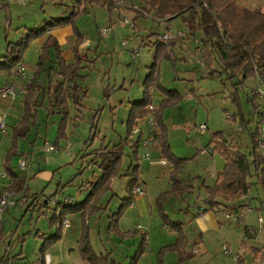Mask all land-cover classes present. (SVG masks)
<instances>
[{
  "label": "rangeland",
  "instance_id": "374dc122",
  "mask_svg": "<svg viewBox=\"0 0 264 264\" xmlns=\"http://www.w3.org/2000/svg\"><path fill=\"white\" fill-rule=\"evenodd\" d=\"M239 1L251 9L264 10V3L261 0ZM74 2L75 0H64L63 2L43 0L45 6L41 7L40 0H32L23 7L13 5L11 7L13 13L9 8L0 13V59L1 55L6 54L9 42L17 41L32 30L42 29L53 20L70 16L75 10ZM26 8L36 12L35 16L29 13L31 18L26 22L28 27L22 24L29 18L18 17L19 15H29L25 12ZM117 8L120 9V7ZM93 9L90 16H81L77 21V26L82 33L86 34L87 38L81 47L86 61L80 76L74 77L67 84L72 102L69 109L72 117H76L68 122L67 139L57 141L62 114L55 115L53 118L55 122L50 124V129L46 128V122L44 124L41 120L32 127L28 137L21 140L23 141L22 149L29 153L22 154L13 161L15 172L19 175L29 176L30 179L28 178L27 182L30 181L28 188L31 197H22L23 193L20 194L16 206L10 209V215L4 221L5 235L1 239L2 244H0V260L4 258V263L0 264L37 263L40 246L50 234V220L54 215L56 205L52 202L53 198L57 196V199L61 201L57 204L59 210L60 206L62 208L63 203H66L64 201L66 196H74L75 203L84 201L93 187L91 183L96 182V179L103 174L99 150L106 145L113 146L126 137L127 118L131 104L142 99L144 81L151 72L152 65L156 62V49L159 44L156 41L141 46V57L137 60H133L129 54L131 49L141 44L142 38L148 30L156 29L157 22L152 18V15L135 20V12L124 10L126 12L120 13L119 10L112 9V20L110 21V12L106 7L95 2ZM18 11L20 13L17 15ZM173 25L184 27L185 24L181 17H177L173 19ZM107 26H110V31L106 36H103L101 31ZM44 37L39 39L42 41ZM131 38L132 40H130ZM125 40L128 41V44L123 46ZM32 48L37 52L39 50L38 42ZM196 50L197 54L201 55L203 62L205 51L202 48ZM67 51L72 53L70 47L67 48ZM181 52L176 44L171 43L164 58L157 59L161 87L177 90L186 95L182 110L174 109L167 113V124L171 130L169 141L172 150H175L176 154L184 159H188L198 153V148H205L214 133L221 132L228 137L230 143H233L230 146L232 150L249 154L252 151L253 141L257 138L258 121L263 108L257 99L249 95V90L257 86L258 80L251 78L241 82L242 79L239 76L230 78L227 73L219 72L210 75L209 70L211 69L195 64L190 52L180 54ZM183 57L186 59H182ZM212 68L219 69L217 61L214 62ZM188 72H193L194 77H189ZM176 75L184 79L176 80ZM191 89L194 92H191ZM86 90H88V94L84 96ZM235 91L239 93L237 102H234L232 98ZM157 95L159 92H156V100H159ZM76 98L81 102L80 111L73 103ZM240 107H242L244 119L241 117ZM47 110L44 114L47 113ZM179 111L183 112L181 116L178 115ZM93 123L97 125L95 138H92L91 134ZM204 123L208 124V131L206 133L197 131V127ZM175 125L184 132V137L180 138L178 135L182 132L181 130L172 128ZM28 139L31 140L29 144H27ZM47 143L53 145L56 151H46ZM142 151L140 149L139 155ZM132 154L129 148L125 150L124 174H127L131 164H136L137 160L131 158ZM197 157L200 160H196V162L203 160L204 164L199 166L191 163V160L185 161L179 174V180L182 183L197 181L195 178L197 173H203L198 170L207 165H210V169H221V164L225 161L219 153L214 155L204 153L203 156ZM140 158L144 162H150L153 157L151 155L148 160L139 156ZM24 159L27 161L26 169L20 168V163ZM45 171H50L55 175L53 181L50 178L36 176ZM143 178L146 180L147 175H143ZM130 180V175L116 178L112 189L104 194L98 203V206H102V208L91 217L93 223L90 240L98 255H106L107 251L114 249L115 256L120 253V260H128L130 255H134L133 253L143 237L142 232L132 233L134 227L137 224L145 226L146 223L153 227L161 225L156 199L165 188L161 184L156 187L154 183L148 184L147 190L145 189V193L142 195L148 204L151 213L150 219H141L138 214H135V211L127 209L126 214L119 221V228L124 231H132L131 234L123 238L110 229L111 218L115 216L123 200L129 195L127 185ZM188 194L191 202L196 192L189 191ZM34 195H38V199ZM172 195L162 200L163 208H165L167 200L174 197L175 193ZM251 195L254 196V199L260 197V191L256 184L252 187ZM192 205L191 212L197 211L201 206L206 207L203 201H199L196 206ZM169 207L171 206H168V210ZM67 219L71 224V219ZM173 220L178 222L176 219ZM255 226L260 228L258 223ZM253 228L256 236L252 238L259 239L260 235L262 237V232L261 234L258 232L260 229L257 231V228ZM36 233H39L38 237ZM8 242H10V246H8ZM170 242L171 240H167L166 243Z\"/></svg>",
  "mask_w": 264,
  "mask_h": 264
},
{
  "label": "trees",
  "instance_id": "16d2710c",
  "mask_svg": "<svg viewBox=\"0 0 264 264\" xmlns=\"http://www.w3.org/2000/svg\"><path fill=\"white\" fill-rule=\"evenodd\" d=\"M63 2L64 0H60ZM115 0H76L73 13L62 19L53 20L51 23L39 30H32L28 35L20 37L15 42H9L6 54L0 60V72L12 74L17 66L23 63L24 56L29 49L31 43L43 36L46 40L41 47L39 70L31 80L28 86V96L25 104V114L22 121L19 122L14 131L13 146L8 153V162L6 165L7 171L13 178V184L8 187L9 190L20 192L26 185V177L17 175L11 170V160L18 156V140L25 137L30 129V124H35L38 118V107H42L39 103L41 96L53 95L55 100L54 107L63 108L62 119L58 127V139L67 137L66 129L68 122L72 120L69 112V92L67 84L74 77L80 76V72L85 68V58L80 54L81 47L85 43V37L77 26L78 19L87 13V8L80 9L79 6L88 2H97L111 12L116 9ZM136 3L143 4L150 16L157 17H181L183 23L189 24V38H200L204 43V62L211 69L215 61H217L219 69L210 70L211 74L227 73L230 78L235 76L241 77V82L261 76L264 82V10L260 8L251 9L239 0H132ZM264 3V0H261ZM78 5V6H77ZM79 8V9H77ZM128 12L131 9L120 7ZM133 12V11H132ZM147 16V17H150ZM140 17H146L136 14L135 20ZM71 24L73 28L72 51L74 53V63H68L63 58V49L56 37L50 33L51 30ZM161 29L157 24L156 29L148 30L145 39L149 40L151 35L157 33ZM145 31V30H144ZM151 33V35H149ZM148 34V35H147ZM143 37V38H144ZM173 41H176L173 40ZM170 43L161 42L156 49V62L151 67V72L144 81L143 98L133 103L127 118V135L117 144L113 146L106 145L99 150L101 157L100 166L103 169V174L96 179V182L91 183L93 186L88 193L86 199L81 203H75L68 206H62L51 218L50 224L56 225V234L50 238L52 241H57L61 237L62 226L67 214L81 213V236L79 240V253L82 259L88 264H111L110 255H98L90 240V231L87 222L96 214L102 206H98L102 196L112 189L113 182L116 178L123 175H130L131 180L127 185L128 197L122 202V205L116 211V214L111 218L110 229L114 233L125 238L131 232H124L119 228V221L125 211L133 204L135 194L133 189L140 183V165H139V147L144 131L139 133L135 138L133 130L141 120H143L148 111V106L155 102L151 94L153 87L165 93V98L159 103L156 116V133L157 139L154 147L161 151L163 159L173 166V171L170 175L172 189L163 193L159 200L158 206L163 221L173 229L180 228L181 224L173 223L169 220L162 206V200L169 195L176 194L187 189L180 187L181 181L179 174L187 159L177 157L169 143L168 131L163 122V115L167 109H170L183 101V95L174 90L162 88L159 84L160 73L158 60L163 59L169 50ZM51 50H54L57 57L58 68L48 66L51 62ZM158 59V60H157ZM94 62V61H93ZM45 76L49 82V89L46 90L44 81L41 77ZM60 75L62 81L53 82V76ZM85 78L87 76H84ZM259 81V80H258ZM10 84V83H9ZM6 85V84H5ZM258 85V84H257ZM257 87V86H255ZM250 92V91H249ZM87 90L84 96H87ZM238 91L232 94L234 102L239 100ZM250 95V94H249ZM250 99V98H249ZM40 100V101H41ZM74 105L77 109L81 106V102L76 98ZM262 112V111H261ZM260 112V114H261ZM240 114L244 119L242 107ZM97 125L93 123L91 126L92 138H95ZM217 139L215 150L226 160V164L221 172L217 175V180L212 187H205L204 190L208 193L205 202L214 209L220 205L235 202L242 197L249 196L254 184H260L264 193V158L259 154L256 140L253 141L252 151L249 154H243L233 151L228 145L227 139L222 133L215 134ZM132 149L137 163L131 164L127 174L123 173V161L125 150ZM152 149V151H153ZM257 181L254 182L253 179ZM28 192L29 190L26 189ZM38 199V195H34ZM241 207H235L238 209ZM260 209L264 211V197L261 200ZM114 226V228H113ZM146 240V238L144 237ZM184 242V234L180 232L178 242L161 251V255L167 252H182ZM146 243V242H145ZM143 244L135 256V260L142 255ZM187 256L182 257L180 262L185 261ZM113 264V263H112ZM134 264V263H132Z\"/></svg>",
  "mask_w": 264,
  "mask_h": 264
},
{
  "label": "crops",
  "instance_id": "0c3cea01",
  "mask_svg": "<svg viewBox=\"0 0 264 264\" xmlns=\"http://www.w3.org/2000/svg\"><path fill=\"white\" fill-rule=\"evenodd\" d=\"M30 1L32 0H27L25 4H22V3H6L4 2V0H0V13L4 12L8 8L11 9L13 5H19L20 7H23L27 5ZM40 2H41V7L42 6L44 7L45 3H43V0H40ZM75 2L73 3L74 5H75ZM94 3L95 2H92V3L88 2L87 4H82L79 6L80 9H83L85 7L87 8V13H85L83 16H90L91 11L94 10L93 9ZM116 9L119 10L120 13L126 12L124 11L125 9L123 8H120V9L116 8ZM10 12L13 13V10L11 9ZM25 12L28 14L29 13L32 14V16H35L36 14V12L30 8H26ZM19 13L20 11H18L17 15ZM30 14L26 16L25 15L18 16L19 18H21L22 16H24V18L25 17L29 18V19L24 20L25 22L24 24H22L25 27H28V25H26V22L30 20L31 18ZM109 18L111 21L112 11L110 12ZM50 33H52L56 37L59 44L62 46V49H63L62 55H63V58L66 60V62L74 63L75 59H74L73 51L71 54L67 51V48L69 47L72 50V42L74 38L72 25L68 24L62 27L55 28L51 30ZM82 34L84 35L85 39H87L86 34L85 33H82ZM41 39L34 40L31 43L29 49L27 50L24 56V60L22 64L26 67L25 79L17 77L15 75V72H13L12 74H9L6 72H0V86L9 84V83H14L17 86L18 91H19V95L15 101L3 100L0 98V119L4 118L7 124L4 132L1 131L0 129V191H7V192L12 193L11 199L14 201V204H12L8 208L6 213L0 218V244H2L1 239L5 235L4 221L8 217V215H10V209L16 206L20 194L23 193L24 196L22 197H31L30 191L28 192L26 191V189L29 190L28 185L30 186L29 184L30 181L27 182V179L29 178V176L20 175V176L26 177V185L20 192L11 191L8 189V187H10L13 184V178L7 171L6 165L8 162L9 150L13 146L15 128L17 127L19 122L22 121L24 114H25V104H26V99H27L28 92H29L28 86L31 83V80L33 79L35 74L39 70L41 47L46 40V36L44 37V40L41 41ZM36 42H38V48H39L37 52L32 50L34 49L32 47L34 46V44H36ZM172 44H176L179 47L180 51L182 52H186V53L190 52L192 56L191 57L192 60L196 62L195 64H198L204 67L206 66L208 69H210L205 64L204 60L203 62L201 61V55L197 54V50H196L197 48H202L203 50L204 48L199 47L194 42V39H192L191 37L189 38V36H187L185 38L176 39V41H173ZM182 52L180 54H182ZM80 54L84 57V54L81 51H80ZM85 55L87 56L86 53ZM2 56L3 55H1V57ZM182 59H186V58L183 57ZM48 66H53L54 68L59 67L57 63L56 53L54 50H51V62L48 63ZM212 69H215V68H211V70ZM209 73H210V70H209ZM210 75H213V74L210 73ZM188 76L193 78L194 73L188 72ZM180 79H184V78H180L178 77V75H176V80H180ZM62 80L63 79L60 75L59 76L54 75L52 79V81L56 83ZM41 81H44L46 85L45 89L48 90L49 82L48 80L46 81V78L44 75L41 77ZM174 91H177V90H174ZM157 92H159V95H157L159 100H156V94H155L154 101L158 107L160 101L164 99L166 96H165V93H163L162 91L157 90ZM191 92H194L193 89H191ZM87 93H88V90H87ZM182 95H183V101L180 104L170 109H167L163 115V122L167 128L169 140L171 138V130H170L169 125L167 124V121H168L167 113L169 110H174V109L182 110L183 104L185 103V99H186V95L184 94ZM41 96L42 95H40V98ZM40 98H39V103H42V107H38V118H37L36 123L30 124V129H29L28 134L25 137H21L18 140V154H19L18 156L25 154V153L26 154L29 153V151H25L22 149L21 144L23 141L21 140L26 139L28 137V135L32 131V127L36 126L39 123V121L42 120L44 124L46 122L45 124L46 128L48 127L50 129L51 128L50 124L55 122L53 121L54 120L53 118L55 117V115L62 114L64 110L63 108H60V107H54V105L56 104H55V100L53 99L54 98L53 95L46 94L44 98L42 97V100ZM71 103L72 102L69 98V107L71 106ZM261 104L263 107L261 111H263L264 103H261ZM132 105L133 104H131V108H132ZM46 109H48L47 113L44 114L46 112ZM69 112H70V109H69ZM182 113L183 112L179 111L178 115L181 116ZM70 117L72 119H76V117L74 118L72 117L71 112H70ZM143 120L140 121L138 126H140L145 131L146 127H145ZM172 128L174 130H181L176 125L173 126ZM217 133H221V132H217ZM217 133H214L212 135L211 141L205 146V148H198L197 149L198 153L195 156L188 158L187 160H191V163H195L196 165L200 166L204 164L203 160L197 161V162L196 160H200V158H198L197 156L201 157L204 155V153H202L204 149H208V151L205 152V154L209 153L211 155H214L215 153H218L215 150L216 143H217L215 134ZM134 135L136 138L138 134H134ZM178 135L180 136V138H182L184 137L185 134L182 131L181 133H178ZM67 137H68V134H67ZM67 137L65 139H67ZM224 137L227 139V142H229L228 143L229 147L233 145L232 142L230 143V140L228 139V137L226 136ZM58 140L60 139H58V136H57V141ZM29 143H31L30 139H28L27 141V144ZM140 149L142 148L139 147V151ZM129 150L131 151V153H133L132 149H129ZM172 151L177 157L183 158L177 155L175 150H172ZM151 155L153 158H152V161L150 162H144L141 158L138 159L139 165H140L139 185L142 186L144 190L145 189L147 190L148 184L155 183L156 187H158L159 184L164 186L165 189L160 193V195H158L156 199L157 206H158V200L160 196L163 193L168 192L172 189L170 175L173 171V166L169 164L168 162L166 165L160 162V160H162L163 157L161 155V151L159 148L155 147ZM18 156L13 157V159L10 162L12 171H14L13 161ZM139 156L142 157V153ZM131 158H135L134 154H132ZM225 164H226V160L224 161V163L221 164V169L219 170H216L215 168L210 169V165H207L199 169L198 171L200 172L203 171V173L202 174L197 173V175L195 176V178H197V181H193L192 183H186V182L182 183L181 181L180 187L185 188L186 186H190V189L177 192L174 197L169 198L167 200L164 211L171 222L181 224L180 228L173 229L172 227L167 225L163 221V218L160 214V209L158 206L157 209H158L159 217L161 219V225L158 227H153L148 223H146L145 226L141 224H137L134 227L133 232L122 230L124 232H132V233L142 232V235H143L142 240L138 248L136 249L135 253H133L134 255H130V257H128L129 259L125 261L120 260V253L119 255H117L118 257L115 256L114 249H112L111 251H107V254L110 255V263L111 264L112 263L113 264H132V263L134 264H235L232 255L233 253H239L243 256L241 260L242 264H264V211L260 209V204H261V200L264 197V193H263V190L260 184H256L258 190L260 191V195H259L260 197L256 199H254V196H252L250 193L249 196L242 197L241 199L235 202L220 205L219 207H216L214 209L210 208V206L205 202V199L208 197V193L204 190V188L206 186L212 187L215 184L217 180V175L219 172L223 170ZM15 173L19 175L17 172ZM143 175H147L146 180H144ZM36 176L38 177L42 176V177H45L46 179L50 178V180L53 181L55 175L52 174L50 171H45V172L38 173V175ZM253 181L256 182L257 179L254 178ZM189 191H193L194 193L196 192V195L192 197L191 202L189 201L191 199L188 194ZM73 197L74 196L72 195L66 196L64 198V201L66 203H63L64 205L63 204L62 205L68 206V205L75 204ZM199 201H203L206 204V207L201 206L199 207L197 211L191 212L190 208L193 206L192 204L196 206ZM52 202L53 204H56L54 208V214H55L59 210V206L57 204L60 203L61 201L57 199V196H56L53 198ZM253 205L254 207H252ZM168 206H171L169 207V210H168ZM235 207H241V208L236 209L238 210L241 216V221L238 223V222L224 220L223 212L225 210L234 209ZM248 207L254 209L255 211L249 213L247 211ZM131 210L135 211V214H138L141 219L142 218L150 219L151 213H150L148 204L142 195L135 194V200L133 201V205H131L128 208V211H131ZM125 214L126 213H124V215ZM260 217L263 218V223L259 222ZM65 218L71 219V224L67 229H65L62 226L61 237L57 241L50 240V238L56 234V230H57L56 225L54 226V224L53 225L50 224L51 228H50L49 237H46V239L43 241V244L40 246V249H39L40 253H39V256H37L38 261L36 260L37 263L35 264H40V263L41 264H88L82 259L79 253V240L81 236V213L67 214ZM172 218L178 220V222H175ZM180 220H183V221H180ZM92 223H93L92 218H90V220L87 222L90 235L92 232ZM257 223L258 225L260 224V228H259L260 231H258L259 229L255 226L257 225ZM253 227L257 228V231L260 232V234L262 232V237L260 235L259 239L252 238L256 236V233H254V231L249 233L248 228H253ZM180 232L184 234V242H183V246H182L183 248H182L181 254L179 252H167L161 255V251L164 248H167L178 242L180 238ZM36 235L38 237L39 233H36ZM146 236H147V239L145 240L144 237L146 238ZM167 240H171V242L166 243ZM142 243H144L143 249H142V255L139 257L138 260L137 259L135 260L134 258L136 254L138 253V251L140 250V246H142ZM224 245L228 246V248L231 250L230 253H227L224 251L223 249ZM8 246H10V242H8ZM23 253L24 252L22 250V254ZM101 255L106 256L104 254H101ZM185 256H187L186 257L187 259L185 261L180 262V259ZM1 262L4 263V258L0 260V263Z\"/></svg>",
  "mask_w": 264,
  "mask_h": 264
},
{
  "label": "built area",
  "instance_id": "2783aa9c",
  "mask_svg": "<svg viewBox=\"0 0 264 264\" xmlns=\"http://www.w3.org/2000/svg\"><path fill=\"white\" fill-rule=\"evenodd\" d=\"M4 2L6 3H22L25 4L27 2V0H4ZM114 4L116 6L119 7H124V8H128L131 9V11L135 12L136 14H140L143 16H150V14L148 13L147 9L142 7V5L133 2L132 0H115ZM152 18H154L157 22V24L160 25L161 29L151 35V33H149V35H151L150 39L147 40L144 38H142L141 44L139 46L134 47L133 49H131V51L129 52V54L131 55V57L133 58V60H137L141 57V46H145L147 44H151L153 42H165V43H170L171 41L175 40V39H179V38H185L187 36H189V24L188 23H184V27H177L173 25V17L167 16L164 18H159L156 17V15H154ZM110 31V26H107L105 28L102 29L101 34L103 36H106ZM148 35V34H147ZM132 40V38L130 39ZM194 42L199 46V47H203L204 43L203 40L200 38H196L194 40ZM128 44V41H124L123 42V46H126ZM15 75L19 78L25 79L26 77V67L23 64H19L15 70ZM258 85L257 87H253L251 88L249 91V94L251 97L257 99L259 102L264 103V82L261 78L260 75H258ZM151 94L153 95V97L156 94V88L153 87L151 90ZM19 95V91L17 86L14 83H10V84H6V85H2L0 86V98L3 100H9V101H15L16 98ZM157 110L158 107L156 105L155 102L151 103L148 108H147V115L144 118V124L146 127V130L144 131L140 126H136L133 130L134 134H139L142 133V131H144V135L141 138L140 141V146L143 150L142 152V158L143 159H150L151 154H152V149L154 147V144L156 142L157 139V133H156V116H157ZM259 128L257 131V138H256V142H257V149L259 154L264 158V110L261 112L260 116H259ZM6 121L4 118L0 119V129L1 131H5L6 129ZM209 127L207 124H200L197 127V131L201 132V133H206L208 131ZM45 150L46 151H50V152H55L56 148L53 145H50L49 143H47L45 145ZM208 149H204L202 151V153L207 152ZM160 162L162 164H167L166 160L162 159L160 160ZM27 167V161L24 159L21 161L20 163V168L22 169H26ZM133 193L137 194V195H143L144 194V189L142 188V186L138 185L133 189ZM12 198V193L7 192V191H0V218L6 213V211L8 210V208L14 204V201L11 199ZM133 205V204H132ZM247 211L249 213L254 212L255 210L248 207ZM223 218L224 220L227 221H233V222H240L241 221V216L238 212V210L236 209H229V210H225L223 212ZM259 222L263 223V218L260 217L259 218ZM70 226V221L65 218L64 222H63V227L65 229H67ZM140 228V227H139ZM254 229L253 228H248V232L251 233L253 232ZM147 238V236H146ZM223 249L225 252L230 253L231 250L228 248L227 245L223 246ZM233 259L235 264H242V258L243 256L239 253H233ZM41 264V263H40Z\"/></svg>",
  "mask_w": 264,
  "mask_h": 264
}]
</instances>
